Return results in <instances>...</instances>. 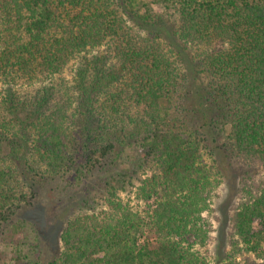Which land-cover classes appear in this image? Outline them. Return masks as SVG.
<instances>
[{"label":"trees","instance_id":"1","mask_svg":"<svg viewBox=\"0 0 264 264\" xmlns=\"http://www.w3.org/2000/svg\"><path fill=\"white\" fill-rule=\"evenodd\" d=\"M214 124L239 168L226 259L264 264V0H0V235L27 205L67 202L72 176L117 165L50 264H208L224 221Z\"/></svg>","mask_w":264,"mask_h":264},{"label":"rangeland","instance_id":"2","mask_svg":"<svg viewBox=\"0 0 264 264\" xmlns=\"http://www.w3.org/2000/svg\"><path fill=\"white\" fill-rule=\"evenodd\" d=\"M144 1L152 2L153 0ZM154 8L158 9L159 6L155 4ZM23 88H28L29 91L33 90V86L31 85H26ZM196 100L197 99H195V101ZM190 101L193 102V95ZM219 124L210 125L209 129L207 128L209 132L207 134L210 138V149L214 150L216 153H212L211 155L210 152L209 156L206 154L209 152L207 151L205 153V158L209 163L215 158L218 170L222 176L221 184L217 190L220 197L216 199V205L218 207L219 204L218 212L224 221L219 223L213 219L216 230L213 232L212 238L207 246L209 250L208 264H243L248 256L257 262H261L262 259L257 258L254 254H240L236 258L230 257V260L226 259L231 251L230 243L227 240V232L225 231L228 222L227 207L229 208L230 204L233 202L237 190L239 168H236V166L222 154L221 145L219 148V144H222V137L218 139L219 141L217 140L219 143L213 140L215 134H218V137L219 133L221 134L222 129L218 127ZM210 129H212V131H210ZM128 152H131L130 149ZM129 155H127L128 158L134 157L133 154ZM115 166L109 167L110 171H106V174L112 172ZM122 166L125 167L127 164ZM103 169L104 167L98 166L97 169L92 171V175L84 177L77 183L72 180L74 176H70L71 184L67 188V193L71 197L65 203L59 202L58 199L51 204H45L41 201L39 203L34 202L20 209L16 215L13 216L10 223L2 229L1 233L3 234L0 235V264H50L54 261L63 250L60 234L67 215L77 208L78 204L82 202L84 198L88 197V195L90 196L95 191H97L95 194L100 192L101 189L98 190L101 186L99 182L101 183V179L106 175L101 173L104 171ZM143 169L145 168L143 167ZM148 174H150L149 171H147V175ZM122 196L125 201L130 198L134 208L142 210L145 206L143 202L137 201L133 194L122 193ZM100 203L101 204L99 206L97 205L95 210L99 220L103 221L105 215L111 211L102 200ZM18 224L22 225V227L20 228ZM7 232H12V234H14V242L13 239L5 238ZM225 259L227 260L226 263L224 262Z\"/></svg>","mask_w":264,"mask_h":264}]
</instances>
